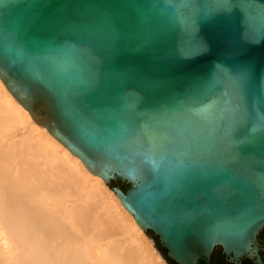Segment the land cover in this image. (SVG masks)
<instances>
[{
    "label": "water",
    "instance_id": "obj_1",
    "mask_svg": "<svg viewBox=\"0 0 264 264\" xmlns=\"http://www.w3.org/2000/svg\"><path fill=\"white\" fill-rule=\"evenodd\" d=\"M0 81L164 264H264V0H0Z\"/></svg>",
    "mask_w": 264,
    "mask_h": 264
},
{
    "label": "bare ground",
    "instance_id": "obj_2",
    "mask_svg": "<svg viewBox=\"0 0 264 264\" xmlns=\"http://www.w3.org/2000/svg\"><path fill=\"white\" fill-rule=\"evenodd\" d=\"M0 264H164L103 180L1 81Z\"/></svg>",
    "mask_w": 264,
    "mask_h": 264
}]
</instances>
